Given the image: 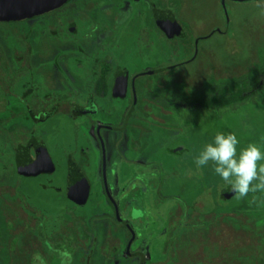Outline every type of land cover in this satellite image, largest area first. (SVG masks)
Here are the masks:
<instances>
[{
    "label": "rangeland",
    "instance_id": "rangeland-1",
    "mask_svg": "<svg viewBox=\"0 0 264 264\" xmlns=\"http://www.w3.org/2000/svg\"><path fill=\"white\" fill-rule=\"evenodd\" d=\"M103 1L90 0L89 5L97 6ZM108 1L117 3V0ZM151 1L157 10L169 11L174 16L184 38L167 37L157 29L156 33H151L155 34V42L150 34L148 46L140 43L137 46L140 49L132 51L128 42H133L135 36L129 31L130 35L126 34L128 37L124 40L125 51L118 52L122 63L132 70L130 60L135 57L140 66L149 63L151 67L165 68L193 59L195 51L197 58L170 72L143 76L138 83L140 90L142 85L150 83L157 95L169 96L170 106L166 103L169 113L157 109L156 104L161 100L151 96L146 103L155 104L154 107L140 116L141 122L147 119L168 127L165 131L156 124H145L152 130L149 157L164 171L162 184H157L159 197L169 202L150 208V223L139 230L135 248L144 254L148 264H264V205L249 204L253 195L264 199V193H250L241 201L224 197L229 185L214 173L212 165L198 168L195 163L199 152L213 141L217 132L236 135L238 154L249 143L264 151V77L259 75L255 81L254 89L263 86L258 94L247 98L246 93L227 96L231 85L247 89L253 81H249L251 75L264 71V0H226L227 17L222 0ZM79 2L83 4L82 0H77L74 6L65 4L61 11L49 14L50 19L69 13L76 3L77 7L81 6ZM87 4L84 1V7ZM123 12L127 18L129 5H125ZM134 29H138L137 24ZM43 31L40 20L0 22V112L8 108L6 93H20L17 90L22 91L21 85L31 83V78L40 84L36 77L37 66L46 69L54 54L69 55L68 44L50 49V32L45 31L41 38ZM148 33L147 29H141L138 36L148 41ZM201 37L195 49L194 43ZM199 83L204 93L219 90L223 95L221 101L216 102L213 96L204 99L197 95ZM193 90L194 96L197 95L193 98L206 101L207 107L176 111L173 102ZM36 94L40 97V93ZM55 95L50 102L58 97ZM209 101L211 103L207 104ZM53 119L58 120L54 128L64 127L63 132L54 135L58 145L46 142L57 163V171L30 179L24 190L16 185L13 189H0V264H137L136 258H125L124 251L113 252L124 249L126 236L123 231L117 233L122 226L111 214H104L101 203H95L101 201L100 196L92 193L89 202L82 206L53 189L65 187L67 165L63 154L72 152L73 130H79L82 121L70 124L60 120V115ZM14 142L16 139L11 135L0 132V178L5 175L3 170L13 169L10 148ZM175 146L183 148L180 155L172 153ZM44 184L48 187H43ZM155 200L156 204L160 202V198ZM234 215L241 216L242 222H237ZM108 220L111 223H107ZM222 220L234 228V234L224 240L220 235H216L215 240L203 236L212 223ZM131 221L135 226L142 222ZM238 227L249 231L252 240L236 236ZM197 238H201L200 242Z\"/></svg>",
    "mask_w": 264,
    "mask_h": 264
},
{
    "label": "flooded vegetation",
    "instance_id": "flooded-vegetation-1",
    "mask_svg": "<svg viewBox=\"0 0 264 264\" xmlns=\"http://www.w3.org/2000/svg\"><path fill=\"white\" fill-rule=\"evenodd\" d=\"M76 1L70 0L68 4L73 3L74 6ZM82 1L83 4L84 1L88 4L84 7L79 2L81 6L77 7L76 3L75 9L70 8L69 13L65 12L52 19L49 14L61 11L62 6L36 18L20 21L40 20V28L44 29L40 37L45 35V31L50 32V49L59 44H68L70 50L68 56H51L50 66L46 69L45 66H37L39 72L36 77L40 84L31 78V83L21 85L22 91L17 90L20 93H6L9 98L8 105L6 104L8 108L0 112V132L11 135L16 142L11 144L10 148L13 169L3 170L5 175L0 178V189H13L16 185L24 190L30 179L54 174L58 167L46 142L56 145L58 140L54 139L55 134L58 131L63 132L64 127L54 128L53 125L58 120L54 121L53 117L60 115V120H67L70 124L82 120L79 130H73L74 134L70 140L72 152L63 154L67 165L65 187L53 189L64 193L71 202L82 206L89 202L92 193L100 196L101 201L97 200L95 203H101L99 206L105 209L104 214H111L122 226L117 233L123 231L126 236L124 249H114L113 252L117 254L124 251L125 258H136L137 264L142 260L143 264H148L144 254L135 248L139 230L150 223V208L166 204L169 199L159 197L157 184H162L164 171L158 162L149 157L152 130L145 124H156V127L165 131L168 127L162 125V122L147 119L141 122L140 116L149 112L155 105L146 103L150 100L147 97L153 96L154 99L156 97L161 100L162 104H156V107L161 109L162 113H169L167 104L170 100L165 94L157 95L150 83L142 85L141 90L138 83L143 76L170 72L177 66L193 62L197 58V51L193 59L191 57L190 60H183L165 68L151 67L149 63L140 66L136 64L134 57L130 60L134 68L131 70L122 63L118 55L119 51H125L124 40L130 35L129 31H132L135 40L128 42V48L137 51L140 49L137 47L140 43L148 46L150 34L156 33L157 29L167 37L184 38L181 27V30L177 29L176 32L162 27L160 22L168 23L167 19L171 13L157 10L151 0H117L115 4L104 0L97 6L89 5L90 0ZM126 4L129 5V12L127 18H124L123 10ZM61 18L63 20L60 22ZM135 23L137 30L134 29ZM141 29H147L149 32L148 41L141 40L138 36ZM151 35L154 36L155 42V34ZM200 39L203 37L196 39L195 49L198 48ZM259 75L264 77V71L258 70L251 75L249 81H253L247 89L242 85L238 88L231 85L235 89H230L227 96L231 95L232 98L238 93H246L244 97L247 98L258 94L263 86L256 90L253 82ZM247 79L248 76L245 81ZM153 87L155 88V85ZM194 90L186 91V95H180V101L173 102L176 111L181 113L206 106V101L201 99L199 102L193 98L199 94L204 99L216 97L218 103L223 96L217 89L208 92L212 94L204 93L200 83L196 96ZM148 92L149 95L146 94ZM34 93H40V97ZM53 95L58 97L50 102ZM164 150L166 153V149ZM181 151V146H175L172 153L177 156ZM43 187L48 186L44 184ZM230 197L233 198L234 195ZM155 198H160L158 204ZM131 220L142 222L135 226ZM106 222L111 223L109 220Z\"/></svg>",
    "mask_w": 264,
    "mask_h": 264
},
{
    "label": "clouds",
    "instance_id": "clouds-1",
    "mask_svg": "<svg viewBox=\"0 0 264 264\" xmlns=\"http://www.w3.org/2000/svg\"><path fill=\"white\" fill-rule=\"evenodd\" d=\"M239 141L234 133L217 132L195 158L197 167L212 165L213 171L231 187L237 201L250 193H264V151L249 143L237 153ZM249 204L264 205V199L253 195Z\"/></svg>",
    "mask_w": 264,
    "mask_h": 264
},
{
    "label": "water",
    "instance_id": "water-1",
    "mask_svg": "<svg viewBox=\"0 0 264 264\" xmlns=\"http://www.w3.org/2000/svg\"><path fill=\"white\" fill-rule=\"evenodd\" d=\"M70 0H0V22L11 23V22H20L24 20H29L46 14L52 10H55ZM225 1L222 0V8L224 10L225 16L227 17V11L225 7ZM231 1H247V0H231ZM168 23L160 24L162 27L169 29L173 32H176L177 29H180L178 23L176 22L173 15L169 14ZM181 30V29H180ZM235 193L231 190V187H227L224 191L225 197H230ZM130 246V244H129ZM129 246L127 249H129ZM128 252V251H127ZM142 258L143 255L141 254ZM143 264V260L141 262Z\"/></svg>",
    "mask_w": 264,
    "mask_h": 264
},
{
    "label": "trees",
    "instance_id": "trees-1",
    "mask_svg": "<svg viewBox=\"0 0 264 264\" xmlns=\"http://www.w3.org/2000/svg\"><path fill=\"white\" fill-rule=\"evenodd\" d=\"M8 24H10V23H8ZM255 81L256 80H254L253 84L256 83ZM235 87L238 88L239 86H235ZM235 87L232 86V89L233 88L235 89ZM238 94H236L235 96L237 97ZM234 217H235V219H238V220H236L237 222H239V221L242 222V217L241 216L239 217V215L238 216H235L234 215ZM220 224H222V225H220ZM219 226H221L220 229H219ZM239 227L236 230V236L241 235L244 238L246 237L247 239H249L251 241L252 240V236L250 235V232L249 231H246V230H243L242 228H239ZM232 228L233 227H231V225L227 224V222H223V220H222V221H220L217 224L212 223L209 226L207 232L206 233H202V234H203V236H206V238L207 239H210V240H215V236L216 235H220L221 238L224 240V239H227L226 236H229L231 233L234 234V228L233 229ZM186 235H188V234H186ZM223 236H225V237H223ZM175 238H177V237H175ZM236 238H238V237H236ZM200 239L201 238H197L196 240L198 242H200Z\"/></svg>",
    "mask_w": 264,
    "mask_h": 264
},
{
    "label": "bare ground",
    "instance_id": "bare-ground-1",
    "mask_svg": "<svg viewBox=\"0 0 264 264\" xmlns=\"http://www.w3.org/2000/svg\"><path fill=\"white\" fill-rule=\"evenodd\" d=\"M77 192V191H76Z\"/></svg>",
    "mask_w": 264,
    "mask_h": 264
}]
</instances>
